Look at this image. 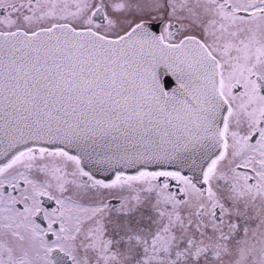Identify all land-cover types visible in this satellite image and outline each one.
<instances>
[{
    "label": "snow or ice",
    "instance_id": "6c2138e0",
    "mask_svg": "<svg viewBox=\"0 0 264 264\" xmlns=\"http://www.w3.org/2000/svg\"><path fill=\"white\" fill-rule=\"evenodd\" d=\"M0 12V264H264V0Z\"/></svg>",
    "mask_w": 264,
    "mask_h": 264
},
{
    "label": "water",
    "instance_id": "95a60500",
    "mask_svg": "<svg viewBox=\"0 0 264 264\" xmlns=\"http://www.w3.org/2000/svg\"><path fill=\"white\" fill-rule=\"evenodd\" d=\"M167 79H173V78L167 77ZM89 167H91V166H89ZM149 168L150 169L162 168V169L181 170L184 174H190V173H188V170L186 168L178 169L177 168V165H175V164H169L167 162H163V163H161L159 165L153 164V165H150ZM93 171L95 172V175H96L97 178L103 179V178H110L112 176V173L109 172V171H107V170H105V169H99V170H97L96 168H93ZM124 171L126 173H131V172H133V169H127L126 168V169H124Z\"/></svg>",
    "mask_w": 264,
    "mask_h": 264
},
{
    "label": "flooded vegetation",
    "instance_id": "af4514ba",
    "mask_svg": "<svg viewBox=\"0 0 264 264\" xmlns=\"http://www.w3.org/2000/svg\"><path fill=\"white\" fill-rule=\"evenodd\" d=\"M0 14H3V13L0 12ZM159 169H162V168H159ZM150 170H155V169H150ZM163 170H172V169H163ZM131 173H132V172H131ZM131 173H129V174H131ZM171 184H172V186H173L172 190H177V189H176V182H175V181H171ZM44 206H45V207H52V206H54V204H53V202H51V201H47V200H45V202H44Z\"/></svg>",
    "mask_w": 264,
    "mask_h": 264
}]
</instances>
